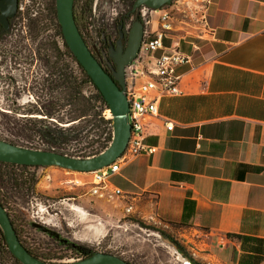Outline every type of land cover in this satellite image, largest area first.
I'll use <instances>...</instances> for the list:
<instances>
[{"label":"crops","instance_id":"obj_1","mask_svg":"<svg viewBox=\"0 0 264 264\" xmlns=\"http://www.w3.org/2000/svg\"><path fill=\"white\" fill-rule=\"evenodd\" d=\"M209 23L183 44L181 95L144 121L158 151L110 186L144 219L203 236L215 264H264V0H212Z\"/></svg>","mask_w":264,"mask_h":264},{"label":"rangeland","instance_id":"obj_2","mask_svg":"<svg viewBox=\"0 0 264 264\" xmlns=\"http://www.w3.org/2000/svg\"><path fill=\"white\" fill-rule=\"evenodd\" d=\"M54 7L55 0H21L15 31L6 47L1 48L9 55L5 60L6 80L0 82V138L19 141L33 149H46L33 132L35 120L44 116L35 115L33 110L52 100L64 105L60 90L53 94L47 90L50 69L46 56L54 61L51 50L54 43L63 49L52 18ZM94 7L96 28L102 26L108 36H113L116 33L114 20L127 11V2L95 0ZM36 18L39 21L33 29L30 23ZM94 34L91 41L97 44L98 37ZM36 47L38 61L32 62L31 49ZM18 56L24 59L17 62ZM107 111L104 115L110 118ZM69 114L70 107L64 106L60 118L65 121L61 127L72 125L66 124ZM87 131L66 148L68 153L88 156L95 150L96 147L89 148L85 144ZM31 172L37 176L34 194L30 197L23 193L15 195L7 207L13 214L21 240L36 254L53 259L63 256V261H69L77 258L73 249L81 248L92 253L112 254L130 264H194L192 260L205 264L207 246L203 236L189 235L191 231L187 228L146 220L129 212L128 205L121 203V195L108 193L103 198L98 197L91 192V176L57 167L31 169ZM76 180L82 185L75 184ZM0 264L12 263L0 258Z\"/></svg>","mask_w":264,"mask_h":264},{"label":"trees","instance_id":"obj_3","mask_svg":"<svg viewBox=\"0 0 264 264\" xmlns=\"http://www.w3.org/2000/svg\"><path fill=\"white\" fill-rule=\"evenodd\" d=\"M135 1L136 0H122L124 3L127 2L128 8L125 13L118 16L114 20L116 31L120 28L124 30L127 23L133 25L134 22L138 20L136 18L137 13L130 14ZM94 3L95 0H75L74 4L76 24L87 44L88 40L92 39L91 35H93V33L96 34L100 43L106 36H108L104 27L101 26L96 28ZM52 15L58 29V36L62 39L64 50L61 49L57 43H54L51 46V50H53L54 53V61L46 62L48 68L50 69L47 74V90L52 94L55 90H60L64 95V105L52 100L53 102L51 101L45 103L43 106L35 108L33 110V112L37 113L35 115H42L44 116V119L35 120L33 132L35 133V136L45 145L46 149L44 150L56 151L72 157H92L103 152L112 142L113 122L112 119L106 118L104 115L105 112L109 110V107L91 78L69 50L57 19L56 0ZM33 20L34 21L31 20L33 23L30 24H32V28L35 29L34 24L39 21V18ZM105 70L107 71L106 67ZM64 106L70 107V114L69 117H67L66 124L72 125H69L67 128L60 126V124H64L65 121L63 118H60L61 109ZM48 119L52 121H47ZM82 123H84V125H81ZM86 130L89 131H87L88 134L84 137L86 138L85 144L86 146L88 145L89 148L96 147L95 150L88 156H79L68 153L66 148L72 142L79 140L76 138L80 137ZM2 140L33 149L32 147L20 143L19 141H11L7 139ZM37 168L39 167L19 166L0 162V203L8 211L20 240L21 237L17 229L15 219L13 218V214L9 211L7 205L11 202L10 200H12V198H15V195L23 193L24 196L30 197L34 194L37 184V176L34 172H31V169ZM21 242L24 247L38 259L46 262H61L65 259L63 256L54 259L44 256L42 257L29 249L22 240ZM175 245L178 246L177 243ZM73 252L77 253V258H71L73 260L84 259L95 254L94 252L84 251L81 248L73 249ZM0 258L7 260L12 264H21L9 252L8 245L5 241L1 228ZM192 263L198 264L193 260Z\"/></svg>","mask_w":264,"mask_h":264},{"label":"water","instance_id":"obj_4","mask_svg":"<svg viewBox=\"0 0 264 264\" xmlns=\"http://www.w3.org/2000/svg\"><path fill=\"white\" fill-rule=\"evenodd\" d=\"M175 0H136L130 14L142 6L161 9ZM75 0H56V12L63 37L69 50L86 71L105 99L113 122V139L107 149L98 155L80 158L56 151L31 149L0 139V162L39 168L57 167L77 173H91L108 167L121 157L131 135L130 104L126 96L125 69L138 55L143 37V25L135 21L128 34V47L124 51L120 41L111 55L115 68L108 73L86 44L74 15ZM18 0H0V23L9 29V19L16 16ZM123 37V34L121 35ZM0 228L8 250L21 264H129L108 253H95L90 257L72 261L46 262L33 256L22 244L8 211L0 203ZM190 264V263H189Z\"/></svg>","mask_w":264,"mask_h":264},{"label":"built area","instance_id":"obj_5","mask_svg":"<svg viewBox=\"0 0 264 264\" xmlns=\"http://www.w3.org/2000/svg\"><path fill=\"white\" fill-rule=\"evenodd\" d=\"M211 4L212 0H175L171 5L158 10L146 6L137 10L136 18L144 29L142 44L139 54L125 69L131 135L125 151L117 161L101 170L81 173L91 176L93 194L100 198L108 193L122 195L110 186V178L120 171L121 166L138 156L152 155L158 151V147L146 144L144 121L158 116L161 100L181 95L182 75L178 69L192 63L191 57L182 47L188 40L206 38L213 34L209 23ZM165 127L171 131L174 124L166 122ZM75 184L80 185L81 182L76 180ZM205 254V264H215L208 253Z\"/></svg>","mask_w":264,"mask_h":264},{"label":"flooded vegetation","instance_id":"obj_6","mask_svg":"<svg viewBox=\"0 0 264 264\" xmlns=\"http://www.w3.org/2000/svg\"><path fill=\"white\" fill-rule=\"evenodd\" d=\"M19 4L21 2V0H18ZM18 11H19V7H18ZM18 11L15 17L9 19V29L8 30H4V27L2 26V24L0 23V82L1 81H5L6 80V69L7 66L5 64V60H7V53H4L1 49L2 47H6L7 45V41L8 39L12 38V34L15 31L16 28V24L17 21L19 20L20 16H18ZM133 25H130L129 23L126 24L125 29L123 30L122 28H120L118 31H116V33L113 36H106L103 41H101V43H97V44H92V39L88 40V47L91 50V52L93 53V55L96 57V59L104 66V68L106 67L108 73H112L113 68H115V63L111 57L112 53L114 51H116L117 46H118V42L120 41L121 43V47L123 48V50L125 51L128 47V34L130 29L132 28ZM144 31V29H143ZM123 34V37L121 36ZM143 39V37H142ZM35 38L32 37V43L34 44ZM141 44H142V40H141ZM141 48V46H140ZM22 49V48H21ZM140 51V49H139ZM3 52V53H1ZM37 52L38 49L37 47L35 49H31V61L32 62H37ZM139 54V52H138ZM19 56H22L21 53L19 54ZM16 57L17 62L22 61L24 58H19ZM35 57V58H34ZM48 57L46 62H51L50 61V56H46ZM46 57H43L44 60ZM21 66V65H18ZM129 263V262H128ZM130 264V263H129Z\"/></svg>","mask_w":264,"mask_h":264},{"label":"bare ground","instance_id":"obj_7","mask_svg":"<svg viewBox=\"0 0 264 264\" xmlns=\"http://www.w3.org/2000/svg\"><path fill=\"white\" fill-rule=\"evenodd\" d=\"M109 112H110V111H109ZM184 264H189V263L186 262V263H184Z\"/></svg>","mask_w":264,"mask_h":264}]
</instances>
